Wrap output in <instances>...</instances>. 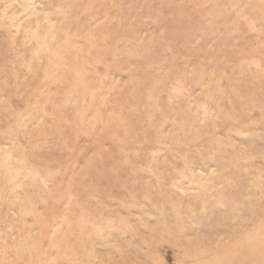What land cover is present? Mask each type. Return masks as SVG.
Returning <instances> with one entry per match:
<instances>
[{
    "label": "clouds",
    "instance_id": "1",
    "mask_svg": "<svg viewBox=\"0 0 264 264\" xmlns=\"http://www.w3.org/2000/svg\"><path fill=\"white\" fill-rule=\"evenodd\" d=\"M0 264H264V0H0Z\"/></svg>",
    "mask_w": 264,
    "mask_h": 264
}]
</instances>
